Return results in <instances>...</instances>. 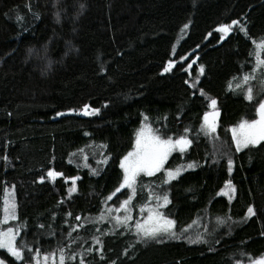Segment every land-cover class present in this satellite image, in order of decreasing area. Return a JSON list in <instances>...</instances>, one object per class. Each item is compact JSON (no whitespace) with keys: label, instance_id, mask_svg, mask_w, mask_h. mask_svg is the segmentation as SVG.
<instances>
[{"label":"trees","instance_id":"16d2710c","mask_svg":"<svg viewBox=\"0 0 264 264\" xmlns=\"http://www.w3.org/2000/svg\"><path fill=\"white\" fill-rule=\"evenodd\" d=\"M233 20L230 32L217 31ZM262 40L264 0H0V220L14 186L10 226L25 257L0 249V259L25 264L60 249L75 256L65 264H247L264 255V141L237 151L230 134L264 96L262 67L251 102L238 85L253 76ZM212 99L219 115L206 135ZM84 105L99 111L86 115ZM143 122L192 143L138 175L131 220L114 228L101 213L129 196L127 186L116 192L120 163ZM50 169L63 175L52 180ZM170 169L179 175L166 182ZM229 180L235 191L225 195ZM155 191L185 237L136 236L138 209ZM198 236L207 242L192 243Z\"/></svg>","mask_w":264,"mask_h":264},{"label":"snow or ice","instance_id":"6c2138e0","mask_svg":"<svg viewBox=\"0 0 264 264\" xmlns=\"http://www.w3.org/2000/svg\"><path fill=\"white\" fill-rule=\"evenodd\" d=\"M83 7V5H81ZM57 18H59V14H57ZM239 22L236 20L231 21L230 24H221L217 31L227 34L232 30V26L238 24ZM188 25L185 24L184 28H187ZM241 31H246V29L242 26L240 28ZM261 49H264V40H262L259 44ZM29 53L32 54V49H29ZM183 59V58H182ZM258 63L260 65H264V60H259ZM173 65V61L168 62V67L164 69L165 72H168ZM203 71V68H201ZM251 78V74L246 75L244 80L247 82ZM253 89L248 88L246 92V99L250 102L254 99ZM211 107L213 108L212 112H206L203 117L204 126H205V134L208 135L210 133L215 132L216 130V117L219 115L218 112L215 111V107L217 101L215 99L211 100ZM88 105H84L85 114L92 115L94 112H98V109H93L92 112H88ZM74 111V110H70ZM258 118L253 120H242L238 127L232 129L233 139L235 140L237 151H239L242 147L247 148L249 145H257L261 141H264V99L259 100L257 109H256ZM58 116L64 115V113H57ZM189 129H185L187 133ZM192 141L187 138L186 135H181L178 139L173 140L171 137L168 139H162L158 135H152L150 131L146 132L144 129H141L137 134L136 144L133 151H130L126 156L123 157L120 163V167L124 170L123 181L119 188L116 189V192H119L122 188L128 187L134 189V182L136 181L138 175L143 172L147 175L151 176L155 172L160 171L163 167L167 157L171 154V152L175 151L179 148L180 151H183L186 146L191 144ZM83 151V150H81ZM7 159V157H5ZM232 160L228 161L229 171L232 168ZM194 165H189V167H193ZM48 177L52 180H55L56 177L62 176L63 173L57 172L53 169H50L47 173ZM170 179L175 178L179 175V170H176L173 173L172 170H169L167 173ZM43 181V177L40 178ZM73 182L77 178H71ZM167 182V181H166ZM230 191H235V187L232 185V181L229 180L226 182ZM75 187L70 189L71 191H75ZM14 192L15 187L12 186L11 193H9V189H4V199H3V219L0 220V223H7L9 220H16L17 217V204L14 200ZM116 193H112L107 199H112ZM132 197L129 196L128 199L124 200L120 207L124 208L127 212V205L131 201ZM160 197H157L159 200ZM165 204L169 203L168 196L165 195L163 197ZM120 209H116L119 211ZM111 211V209L109 210ZM248 216H254L255 211L252 206H249L247 209ZM77 220H80L81 217H76ZM103 219V217H101ZM131 219L130 216L125 215L123 218L120 216L116 217L117 224L127 223V221ZM175 221L167 218L162 213L157 210L149 209V215L144 222H137L135 224V228L137 233L142 238L147 239H162L163 235H168L170 238L179 239L180 237L176 235L173 231L175 226ZM223 223V221H221ZM41 227H43L41 225ZM16 233L12 228H7L6 230L0 231V249H7V252L11 254L12 257H15L16 260H24L23 248L19 247L16 243ZM71 235V233H69ZM192 243L199 242H207L204 240L203 236H198L195 240L191 241ZM97 243L100 241L97 239ZM26 247V245L24 246ZM91 251V249H89ZM59 256V264H65L66 259H75V256H68L64 254V249H60ZM39 255V250H37V256ZM53 257V261L55 262V254H51ZM49 259L48 255L44 256V261L47 262ZM0 264H3V261H0ZM36 264H40L39 260H36ZM80 264H84V261L81 260ZM115 264V262H113ZM237 264H242L241 261H237ZM250 264H264V256L260 258L251 259Z\"/></svg>","mask_w":264,"mask_h":264},{"label":"rangeland","instance_id":"374dc122","mask_svg":"<svg viewBox=\"0 0 264 264\" xmlns=\"http://www.w3.org/2000/svg\"><path fill=\"white\" fill-rule=\"evenodd\" d=\"M260 42H261V41H260ZM260 42H258V45H257V55H258L257 58H259L258 61H259V60H264V54H263L264 49H261V48L259 47ZM258 61H257V63H256V66L254 67L253 76L251 75V78H250L247 82H246V81L244 80V78H243L242 81L244 82V84H242V82H239V84H238V85H240V83H241V85H243V87H244V89H245L246 92H247V89H248V88H252V89L255 88L256 83L253 82V80H254L253 78L255 77L256 73L259 72L260 67H262V69L264 70V65H260V64L258 63ZM254 73H255V74H254ZM263 82H264V81H263ZM263 90H264V87H263ZM261 99H264V96H262V97L260 98V100H261ZM256 109H257V107H256ZM87 111H88V112H92V110H90V109L87 110ZM212 111H213V108L210 106L209 112H212ZM216 111H217V110H216ZM84 113H85V112H84ZM257 118H258V115H257V112H256V116H255L253 119H257ZM216 119H217V117H216ZM253 119H243V120H253ZM241 121H242V120H241ZM241 121H240V122H241ZM240 122H238L236 125H234V126H232V127L230 128V134H231V136H232V140H233V143L235 144V146H236V143H235V140L233 139L232 129L235 128V127H238V125L240 124ZM141 129H144L146 132L150 131V133H151L152 135H158V134L152 129V127H151L147 122H143L142 125L140 126V128H139V129L137 130V132H136V137H135L134 146H133V148L131 149V151H133L134 148H135L137 134L140 132ZM158 136H159V135H158ZM160 137H161V136H160ZM161 138H162V139H168V138H163V137H161ZM173 140H175V139H173ZM170 170L173 171V169H170ZM168 171H169V170L166 171V181H167V182L171 180V179L168 177V175H167ZM141 173H143V172H141ZM141 173H140V174H141ZM144 174H146V173H144ZM75 181H76V180H75ZM68 182H70L69 187H68V190H69V192H70V189H72V188L74 187L75 182H73L72 179H68ZM134 184H135V182H134ZM128 189H129V196H131L132 199H133L135 193H134V191H133L132 188H128ZM72 192H73V191H71L70 193H72ZM232 192H233V191H230L229 188H228V186H227L226 184L223 186V188H222V193H223V194H225V195H230ZM9 193H11V190H9ZM152 195H154V196L152 197ZM152 195H149V197H152V198H151L150 200H148L144 205H142V206L138 209V214H139V215H138V217L136 218L135 223H134V225H133V226H134V227H133V230H134L136 236L139 237V238H142V237L138 235L137 230H136V228H135V224H136L137 222H144V221L147 219V217H148V215H149V209H150V208L153 209V210H157V209H158V211H159L160 213H162L164 216H166V217L169 218V219H172L171 217L167 216V215L163 212V208H162V207L165 205L164 200H163L162 198H160L159 200H157V197H159V196L157 195L156 191H155L154 194H152ZM4 196H5V193H4ZM129 196H128V197H129ZM128 197L125 198L124 200L128 199ZM3 199H4V198H3ZM132 199H131V201H132ZM124 200H122V201H121L119 204H117V205H114V204L107 205V204H105V208L103 209V211H102V213H101V217H103V219L107 220L110 224H112V226H113L114 228H117L118 226H126V224H128V223L130 222V220H131V219H129V220L127 221V223H123V224H117V223H116V217H117V216H120L121 218H123L125 215H128V216H130V217H131V215H132L131 201H130L129 204L126 206L127 209H128L127 212L125 211L124 208H121V207H120L121 203H122ZM110 209H111V211H109ZM116 209H120V210H119V211H116ZM3 216H4V213H3V207H2V218H1V220L3 219ZM96 220H99V219L97 218ZM172 220H173V219H172ZM13 221L15 222V220H9V221L6 223V224H7V227L4 228V229H1L0 231H2V230H6L7 228H12V229L14 230V232L17 234V235H16V239H17V237H18L19 234H20V230L18 229V226H17L16 228L13 227V226H10L11 222H13ZM4 224H5V223H4ZM173 231H174V232L176 233V235L179 236V237H181V236L185 237V234H188V232H189L188 227H185V228L179 230V229H177L176 224H175V226H174V228H173ZM168 238H170L168 235H163V238H162V239H168ZM142 239H144V240H150V239H147V238H142ZM5 250L7 251V249H5ZM53 253H54V252H50V253H47V254H41V255H38V256H37V253H36V254H35L36 256H35L33 262H31V263H27V262H26L25 264H36V260H37V259L39 260L40 264H59V256H60L61 253H54V254H55V262L53 261V257H52V255H51V254H53ZM9 254H10V253H9ZM45 255H48V256H49V259H48L47 262L44 261V256H45ZM262 256H264V255H261V256H259V257H257V258H260V257H262ZM14 258H15V257H14ZM254 259H255V258H254ZM0 261H3V264H7V263H6L4 260H2V259H0ZM239 261H240V260H239ZM250 261H251V259L248 260L246 263H247V264H250Z\"/></svg>","mask_w":264,"mask_h":264}]
</instances>
